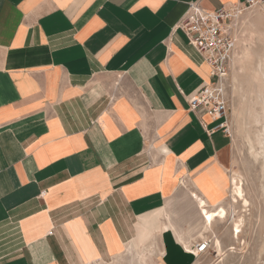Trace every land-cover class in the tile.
<instances>
[{
	"label": "crops",
	"instance_id": "1",
	"mask_svg": "<svg viewBox=\"0 0 264 264\" xmlns=\"http://www.w3.org/2000/svg\"><path fill=\"white\" fill-rule=\"evenodd\" d=\"M238 2L0 0V264L157 257L155 240L161 264L194 263L195 197L227 201L232 142L191 110L211 67L174 28Z\"/></svg>",
	"mask_w": 264,
	"mask_h": 264
},
{
	"label": "rangeland",
	"instance_id": "2",
	"mask_svg": "<svg viewBox=\"0 0 264 264\" xmlns=\"http://www.w3.org/2000/svg\"><path fill=\"white\" fill-rule=\"evenodd\" d=\"M237 39L228 91L227 124L232 142L228 172L231 178L235 174L242 176L250 206L243 208L240 203L232 208L229 193L222 204L230 210L228 219L218 220L208 229L205 239L210 241L211 247L205 255L195 258L193 264H264V150L259 143L264 137V128L253 122L254 116L262 114L260 105L256 104L254 83L260 67L264 66V10L255 9L244 15ZM234 218L243 219L238 237L233 233ZM153 246L158 257L152 258L153 263L161 264L156 240ZM142 252V247L130 249L127 246L124 253L102 264H142Z\"/></svg>",
	"mask_w": 264,
	"mask_h": 264
},
{
	"label": "built area",
	"instance_id": "3",
	"mask_svg": "<svg viewBox=\"0 0 264 264\" xmlns=\"http://www.w3.org/2000/svg\"><path fill=\"white\" fill-rule=\"evenodd\" d=\"M255 9L264 10V0H239L219 10H207L198 3L190 4L186 14L174 31L185 34L193 46L211 67V79L190 100L191 110L201 116L209 115L221 120V128L229 135L230 112L229 81L232 63L237 51V34L242 18ZM208 239L194 243L191 251L195 258L205 255L210 249Z\"/></svg>",
	"mask_w": 264,
	"mask_h": 264
},
{
	"label": "bare ground",
	"instance_id": "4",
	"mask_svg": "<svg viewBox=\"0 0 264 264\" xmlns=\"http://www.w3.org/2000/svg\"><path fill=\"white\" fill-rule=\"evenodd\" d=\"M233 62L235 63L234 60H233ZM256 78H257L256 82L254 83L255 84L254 90L256 92V100H257L256 104L260 105V107L262 109V114L260 116H258V115L254 116L253 122L255 124H262L263 128H264V66L263 65L260 67V69L258 71V75H257ZM235 80L237 81L236 76H235ZM263 138L264 137L262 136V139ZM261 140H260L259 143L261 144L260 146H262V148L264 150V139L262 141ZM230 185L231 186H230V189H229V193H230V198H232L231 199L232 200L231 207L233 208V206L238 205L240 203L242 204L243 208L244 207H249L250 206V202H249V200L247 199V197L245 195V190H244V187H243V178H242V176L239 175V174H235L231 178ZM195 198H197V200L199 201L198 202V207L200 208L199 211H200L201 216L203 217L204 226L206 228L208 227V229H211L213 224L216 223L218 220H226V219H228V217L230 215V212H229L230 210H228L222 204L220 206H217L216 208H214V207L213 208H208L206 206L207 203L204 200H202L201 198H199L197 196ZM191 200L192 201L194 200L193 194H191ZM242 227H243V219H241V218L235 219L234 218L233 219V233H236L237 237H238L239 233L242 232ZM151 246H153V245H151ZM128 248H130V249H134L135 248L136 249V246L133 243H131L130 245H128ZM142 248H143V252H142V255L140 257L141 263L142 264H155V263H153V260H152V258H154V249L151 248V247L146 248L144 246H142ZM190 250H192V249L189 248V251Z\"/></svg>",
	"mask_w": 264,
	"mask_h": 264
}]
</instances>
